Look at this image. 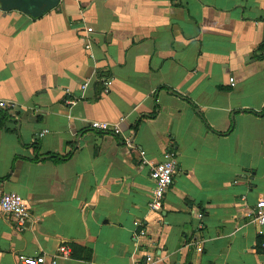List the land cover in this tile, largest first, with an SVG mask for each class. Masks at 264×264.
I'll return each mask as SVG.
<instances>
[{
  "label": "crops",
  "instance_id": "0c3cea01",
  "mask_svg": "<svg viewBox=\"0 0 264 264\" xmlns=\"http://www.w3.org/2000/svg\"><path fill=\"white\" fill-rule=\"evenodd\" d=\"M262 45L264 0L0 3V100L18 104L0 111V199L18 193L31 213L19 230L0 207V264L63 247L59 264H264ZM170 151L174 181L151 211V167Z\"/></svg>",
  "mask_w": 264,
  "mask_h": 264
},
{
  "label": "built area",
  "instance_id": "2783aa9c",
  "mask_svg": "<svg viewBox=\"0 0 264 264\" xmlns=\"http://www.w3.org/2000/svg\"><path fill=\"white\" fill-rule=\"evenodd\" d=\"M89 31H86L88 37ZM86 48L91 49L92 43L91 41H87ZM230 82L232 86L235 84V79L231 78ZM88 84H84L82 87L83 91H86L88 88ZM109 86V81H106V87ZM76 103L75 99H66L65 104L74 105ZM18 108V104L12 101L0 100V111L3 112H14ZM90 127L93 131L99 133H111L115 134V136H119L122 134V130L119 124L104 122V121H93L90 123ZM47 131L41 135L43 136ZM40 136V137H41ZM127 141V139H126ZM141 157H145V152H140ZM146 161H143L145 164ZM177 171V160L175 151H170L167 155V159L161 163H157L152 165L150 176L154 182V188L152 190L151 202H150V210L155 212H161L163 209V204L165 199V195L172 185L174 181V176ZM27 201L18 193L8 192L5 193L0 199V207L2 212L15 220L17 224V228L22 230L29 221L31 217V213L28 209ZM254 221L261 226H264V199H261L255 208L254 211ZM146 231H140L139 235L136 237H144L146 236ZM197 251L202 252V247H197ZM70 255V250L67 247H63L60 250V253L53 257V259L48 260L46 255H39L37 257H28L25 255H19L18 260L20 264H59V260L62 258H67ZM132 264H161L160 260H157L153 256H146L143 261L134 262Z\"/></svg>",
  "mask_w": 264,
  "mask_h": 264
},
{
  "label": "water",
  "instance_id": "95a60500",
  "mask_svg": "<svg viewBox=\"0 0 264 264\" xmlns=\"http://www.w3.org/2000/svg\"><path fill=\"white\" fill-rule=\"evenodd\" d=\"M60 0H0L5 9H15L29 15L42 14L47 8L56 6Z\"/></svg>",
  "mask_w": 264,
  "mask_h": 264
},
{
  "label": "trees",
  "instance_id": "16d2710c",
  "mask_svg": "<svg viewBox=\"0 0 264 264\" xmlns=\"http://www.w3.org/2000/svg\"><path fill=\"white\" fill-rule=\"evenodd\" d=\"M260 51L261 52H264V45H262L260 47ZM259 57H263V55L262 56H259ZM7 119H9L8 114L3 113L2 118L0 119V128H3L5 126V121ZM263 243H264V237H259L258 247H257L259 252L261 251L260 249H261V246H262Z\"/></svg>",
  "mask_w": 264,
  "mask_h": 264
}]
</instances>
